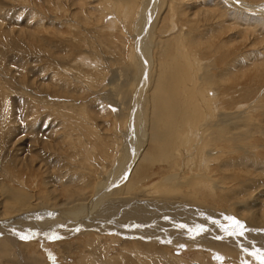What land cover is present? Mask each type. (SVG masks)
<instances>
[{"label": "rangeland", "instance_id": "rangeland-1", "mask_svg": "<svg viewBox=\"0 0 264 264\" xmlns=\"http://www.w3.org/2000/svg\"><path fill=\"white\" fill-rule=\"evenodd\" d=\"M238 1L0 0V221L12 234L0 237V264H261L264 235L256 254L227 247L247 239L233 218L245 230L264 224V0ZM151 94L165 103L160 124ZM206 120L200 140L177 141L179 128L198 133ZM153 139L164 163L134 181L129 148ZM119 172L128 179L115 186ZM194 175L205 185L187 182ZM106 199L137 200L126 211L139 215L149 203L187 214L182 225L155 207L136 215L141 225L105 215L95 227ZM79 211L91 227L76 223ZM33 214L38 226L64 224L13 221ZM176 226L194 243L152 231Z\"/></svg>", "mask_w": 264, "mask_h": 264}, {"label": "bare ground", "instance_id": "bare-ground-1", "mask_svg": "<svg viewBox=\"0 0 264 264\" xmlns=\"http://www.w3.org/2000/svg\"><path fill=\"white\" fill-rule=\"evenodd\" d=\"M234 1H236V2H238L239 3V1L238 0H234ZM241 3V2H240ZM242 5V4H241ZM203 15V14H202ZM80 40V38L78 39V41ZM80 42V41H79ZM90 45V44H89ZM82 46V45H81ZM87 69V68H86ZM154 75H155V73H154ZM165 76V75H164ZM155 77V76H154ZM156 81V80H155ZM161 81V80H160ZM164 81H165V79H164ZM171 82V81H170ZM215 82H218V81H216L215 80ZM164 83V82H163ZM160 84V83H159ZM214 84V83H213ZM218 84V83H217ZM159 86V85H158ZM204 86V85H203ZM206 86V85H205ZM159 88V87H158ZM157 88V89H158ZM60 91V90H59ZM156 91V90H155ZM168 91V90H167ZM151 97H149V101H151L150 102V104H151V107H149L150 109H149V112H147V113H149V115H150V123H152V124H155V121L156 120H158V122L160 121H163L164 120V112L163 111H165L164 110V104L165 103H162L161 101H159V99H161V98H159V97H157V96H155V95H150ZM203 96V95H202ZM204 97V96H203ZM166 98V97H165ZM204 98H206V97H204ZM204 98H203V100H204ZM207 100V99H206ZM205 100V101H206ZM140 101V100H139ZM163 102H165V101H163ZM169 103V102H168ZM208 103V102H207ZM214 104V103H213ZM172 105V104H171ZM173 106V105H172ZM171 106V107H172ZM203 106V105H202ZM208 106V105H207ZM175 107V106H174ZM174 109V108H173ZM203 109H204V107H203ZM167 110H169V109H167ZM180 113H181V111H180ZM177 115H178V113H177ZM180 115V114H179ZM179 115L177 116V117H179ZM174 116V115H173ZM138 118H139V115L136 117V119L135 118H133L132 120L133 121H135V122H133L132 123V127H131V134L132 133H134V131L136 132V127H135V123L138 121ZM168 118H170V117H168ZM174 118V117H173ZM173 121H176V120H173ZM173 121L170 123V125H166V126H168L170 129H172L173 127H174V124H173ZM215 121V120H214ZM158 122H157V124H158ZM160 122H159V124H160ZM166 123V122H165ZM209 121L208 120H206V122H205V124L203 123V125L201 124L200 126H199V132L197 133V131L195 132H189V134L187 133V134H185V136H184V131H181V128H179V130H180V132L177 134L178 136V138H177V141L179 140V141H182L183 142V140L186 142L187 141V138H189L191 135L193 136H195L196 137V135H198L199 133H201V132H203V134L204 133H207L206 131L207 130H210V129H208V127L207 126H209ZM211 124V123H210ZM139 125V124H138ZM138 125H136V126H138ZM141 125V124H140ZM154 126V125H153ZM211 126V125H210ZM142 127V126H141ZM177 127V126H176ZM138 128V127H137ZM174 129V128H173ZM177 129V128H176ZM146 130V129H145ZM159 130H161V129H159ZM164 130V129H163ZM191 131V130H190ZM146 132V131H145ZM174 132V131H173ZM173 132H172V134H173ZM178 132V131H177ZM210 132V131H209ZM130 133V132H129ZM137 133V132H136ZM158 134H159V131L157 132ZM130 134V135H131ZM143 135H142V138L143 139H145V134L144 133H142ZM200 135V134H199ZM198 135V138H199V140H200V136ZM207 135V134H206ZM172 136V135H171ZM201 136H202V134H201ZM184 137H187V138H184ZM210 137V136H209ZM133 138V137H132ZM155 138H157V136L155 137ZM166 138V137H165ZM169 138V137H168ZM168 138H167V140H168ZM190 139H191V137H190ZM204 139V138H203ZM106 140H107V138H106ZM152 140V139H151ZM154 140V139H153ZM162 140H164V139H162ZM132 141V140H131ZM155 141V140H154ZM176 141V140H175ZM192 141V140H191ZM71 142H73V141H71ZM146 142V141H145ZM203 142V141H202ZM212 142V141H211ZM184 143V142H183ZM137 144V143H136ZM149 144V143H148ZM162 144V143H161ZM179 144H181V143H179ZM178 144V145H179ZM187 144V143H186ZM166 145V144H165ZM171 145V144H170ZM177 145V146H178ZM182 145V144H181ZM184 145V144H183ZM131 146V145H130ZM136 146V145H135ZM180 146V145H179ZM185 146V145H184ZM206 147V146H205ZM179 148V147H178ZM208 148V147H207ZM130 149V151H131V149H132V154L134 153V156H136V158L134 157V156H132V155H130V156H132L130 159H129V161H128V166H129V169L131 170H133L134 169V181H137V180H139L140 178H142L143 176H146L147 175V170H149V169H151L152 167H154V164H162V163H164V161H162V160H159V154H160V152L159 151H161L162 150V147H161V145L157 142V141H155V142H153L152 144H150V145H146L145 143H142L141 144V146H140V148H138L137 150H134L135 149V147L133 148L132 146H131V148H129ZM183 149V148H182ZM181 149V150H182ZM178 150V149H177ZM129 151V150H128ZM178 152V151H177ZM208 156V155H207ZM141 157V158H140ZM139 158H140V160H139ZM211 158V157H210ZM208 159H209V156H208ZM139 160V162L137 163V165L135 164L137 161ZM210 160V159H209ZM211 161H212V159H211ZM133 165H136V166H134L133 167ZM80 166V165H79ZM160 166H162V165H160ZM133 167V168H132ZM206 167V166H205ZM73 168V167H72ZM123 168V167H122ZM164 168V167H163ZM125 169H127V168H125ZM162 170V169H161ZM165 170V169H164ZM208 170H210V169H208ZM75 171V170H74ZM81 171V170H80ZM163 171V170H162ZM130 172V171H129ZM149 173V172H148ZM119 174V176H117V179H116V182L114 183V185L116 186V185H119V183L121 182V185L125 182V180L126 179H128V176L127 175H125V173L123 172L122 174H120V172L119 173H117V175ZM74 175H75V173H74ZM171 175V174H170ZM110 176L111 177H109L108 179H107V181L104 183V184H101L100 186H99V188H98V190H99V193H101L102 192V190H103V194H101V199H103L104 198V196H106L107 195V192L109 191H111L110 190V188H113L114 186L112 185V180L111 179H115V176H116V174H115V176H114V174H110ZM110 179V180H109ZM176 179H177V177H176ZM185 179V178H184ZM209 179V178H208ZM204 180H207V178L205 177V176H201V177H199V176H197V175H194L193 177L191 176L190 178H189V180L187 181V182H189V181H191V182H189V183H191L192 185H194V184H196V183H198V184H200V185H205V181ZM115 181V180H114ZM131 181H133V179L131 180ZM213 181V180H212ZM108 182H109V184H108ZM186 182V183H187ZM211 182V181H210ZM103 183V182H102ZM170 183H172V182H170ZM106 184V185H105ZM149 184V183H148ZM185 184V183H184ZM213 184V183H212ZM111 185V186H110ZM177 185V184H176ZM167 187V186H166ZM172 187V186H171ZM170 187V188H171ZM176 187V186H175ZM169 188V186L167 187V188H165V189H168ZM105 189H109V190H105ZM147 189V188H146ZM150 189V188H149ZM212 189H215V188H212ZM192 190V189H191ZM169 191V190H168ZM167 191V192H168ZM151 192V191H150ZM178 192V191H177ZM147 193V192H146ZM124 194V193H123ZM111 195V194H110ZM196 198V197H195ZM98 199V198H97ZM96 199V200H97ZM112 200V199H111ZM111 200H109V199H106V200H101L102 201V203L101 202H98L96 205H93L92 206V209H94L93 211H95L96 213L99 211V209H101V204H102V209L100 210V211H102V214L99 216L98 215V213H97V216L96 217H93V216H90L89 218H91L93 221L91 222V225L92 224H94V226L96 227V223L95 222H97V221H100L99 220V218L101 219V218H105V217H103V216H105V215H108V217L111 215L113 218H114V221H115V223L114 224H118V225H120V227H124V228H127L128 226H130V225H132V223H138V224H140L141 225V221L142 220H144V219H146L147 220V218L145 217V218H143V219H141V218H138V216H142L143 214H144V212H145V214L143 215V216H145V215H149V214H152L151 212H148V211H151V209L150 208H155L156 206H158V205H154L153 203L151 204V203H149L148 204V208L147 207H144V211L141 209V211H142V215H139V214H141V212L140 211H135L134 213L132 212V211H130V212H127L126 211V208L128 209L129 207H133V206H137V203H135L134 201H137V200H132L131 199V201L130 202H128V201H126L125 203L126 204H124V199L123 200H119V201H111ZM172 200H174V199H172ZM195 200V199H194ZM208 201V200H207ZM97 202V201H96ZM149 202V201H148ZM169 202V201H168ZM180 202V201H179ZM178 202V203H179ZM127 203H128V205H127ZM173 203V202H172ZM196 203V202H195ZM246 203V202H245ZM169 204H171V203H169ZM169 204H168V206H169ZM184 205V204H183ZM188 205V204H187ZM167 206V207H168ZM173 206V205H172ZM185 206V205H184ZM246 206V205H245ZM186 207V206H185ZM166 207L165 206H162V205H160L159 207H156L155 209H159V210H162V209H165ZM169 208L171 209V207L169 206ZM154 209V210H155ZM167 209V208H166ZM209 209V208H208ZM219 209H221V208H219ZM88 210V209H87ZM134 210V209H133ZM139 210V209H138ZM147 210V211H146ZM168 210V209H167ZM199 210V209H198ZM179 211V212H178ZM181 211H183V212H181ZM190 211V210H189ZM207 211V210H206ZM45 212V211H44ZM80 213V216H82V217H80L79 215L77 216V220H76V223L77 224H81V225H79L81 228H85V227H91L90 225H88V221H84V219H83V217H85V213H83V212H81V211H79ZM88 212V211H87ZM90 212V211H89ZM94 212V213H95ZM113 212L115 213V214H118L119 215V213H120V216H118V217H116V216H113L112 214H113ZM184 212H185V210L184 209H182L181 207H176L175 209H172V212L170 213V211L168 210V211H165V213H164V215H165V217H170V215H173V216H175V218L176 219H178V223L180 224V223H182V225L184 224V220H183V214H184ZM196 212V211H195ZM202 212H204V211H202ZM93 213V214H94ZM154 213H156V212H154ZM153 213V214H154ZM186 213V212H185ZM190 213V212H189ZM211 213V212H210ZM78 214V213H77ZM162 214V213H161ZM160 214V215H161ZM187 214V213H186ZM204 214H206V213H204ZM229 214V213H228ZM92 215V214H91ZM136 215H138V216H136ZM159 215V216H160ZM193 215V214H192ZM219 215V214H218ZM29 215H27V216H25V218H26V220H23L24 219V217H20V218H18V219H15V220H13L14 221V223H16V225H18V227H21V228H23V225H25V224H27L30 228H32V229H34L35 230V228H37L38 230L40 229L39 227H43V228H45L47 225H48V227H51V223H52V225L53 226H57V227H60V226H62L64 223H55V221L54 222H47V223H43L44 221L43 220H45V219H42V220H39V222L40 223H42L44 226H42V225H37V221L36 222H34V220H35V214H33V215H31L32 217H28ZM58 216V215H57ZM95 216V215H94ZM208 216V215H207ZM207 216H206V218H207ZM220 216H222V215H220ZM236 216H238V215H236ZM75 217V216H74ZM88 217V216H87ZM93 217V218H92ZM161 217V216H160ZM192 217V216H191ZM209 217V216H208ZM227 217H228V215H227ZM239 217V216H238ZM54 218H55V216H54ZM58 218V217H57ZM88 218V219H89ZM195 218V217H194ZM48 219V218H47ZM50 219H53V218H49L48 220H50ZM70 219H71V217H70ZM163 219V218H162ZM161 219V220H162ZM231 219V218H230ZM65 221V219H61L60 221L61 222H64ZM69 220V219H68ZM95 220V221H94ZM154 220V219H153ZM152 220V221H153ZM188 220V219H187ZM244 220H246V219H244ZM53 221V220H52ZM57 221H59V220H57ZM71 222H72V219L70 220ZM83 223H82V222ZM121 223H120V222ZM159 221V220H158ZM190 221V220H189ZM188 221V222H189ZM38 222V223H39ZM67 222V221H66ZM107 222V221H106ZM155 222V221H154ZM244 222V221H243ZM39 223V224H40ZM75 223V222H74ZM100 223H101V221H100ZM104 223V222H103ZM176 224V225H178L179 226V224ZM248 223L250 224V225H252V224H254L253 222H251V221H248ZM7 224L8 223H6V222H1L0 221V237H2V236H4L5 234V237L7 236L8 238L12 235L11 233H4L3 231V227L4 226H7ZM159 224V223H158ZM169 224V223H168ZM243 224V223H242ZM245 224V226H246V224L247 223H244ZM249 224H248V226H246V230H245V228L243 229V232H244V237L245 238H247V239H245L244 241H242V243L244 244H242L243 245V247H239V248H233L232 246L234 245H230V244H228V250H230V248H231V250H234L235 249V251H237V250H243V251H245V253H249V254H256V247H258V244H262L263 242V240L261 241V239H257V237H260V236H263L264 235V232L263 231H261V229H263L264 230V228H263V226H264V224H262V227H256V228H247V227H250L249 226ZM46 225V226H45ZM108 225V226H107ZM160 225H162V223L160 224ZM175 225V224H174ZM14 226H15V224H14ZM99 226V225H98ZM97 226V227H98ZM102 226V225H101ZM100 226V227H101ZM103 226H105V229L107 228V227H110L111 225H109V224H103ZM169 226V225H168ZM178 226H176L177 228H169V227H164V228H157V230H158V232L156 233V230H152L153 232H154V234H158V236H165V238L166 237H168V236H170V234H172L171 232L173 231V230H177L176 231V234L177 233H180V235L178 236V237H180V238H184V240H185V238L186 239H188L189 241H191V244H193L194 242H192L193 240H195V238H194V236L191 234V235H188V234H186L185 232H186V230L185 229H182L183 231H180L179 229H178ZM252 226H254V225H252ZM119 227V226H118ZM154 227V226H153ZM163 227V226H162ZM133 228V227H132ZM116 229H117V225H116ZM128 229H130L131 230V228L129 227ZM163 229H166L167 231L166 232H163ZM196 229V228H195ZM262 232V234H260L261 232H258L259 230ZM21 230V229H20ZM101 230V229H100ZM126 230V229H125ZM193 230V229H192ZM252 230V231H251ZM103 231V230H102ZM133 231V230H132ZM139 231V230H138ZM233 231V230H232ZM80 232V231H79ZM134 232V231H133ZM14 233H18L16 230L14 231ZM152 233V232H151ZM29 235H31L30 237H26L25 236V233L23 232V231H21V232H19V234L17 235V236H19L20 238H21V240H27V239H35V238H38L39 237V235L37 234V232H34L33 233V235H32V233H28ZM51 234V233H50ZM56 234H58V233H56ZM130 234V233H129ZM150 234V233H149ZM175 234V235H176ZM153 235V234H152ZM247 235H251L252 237H255V238H253L254 239V241L252 240V239H250V238H248V236ZM14 236V235H13ZM6 237V238H7ZM22 237H26V239L25 238H22ZM204 237V236H203ZM5 238V239H6ZM12 238V237H11ZM171 238V237H170ZM174 238V237H173ZM264 238V237H263ZM224 239H226V238H224ZM240 239V238H239ZM242 239H244V238H242ZM9 240H10V238H9ZM175 240V239H174ZM181 240V239H180ZM220 241V240H219ZM180 242H182V240L180 241ZM222 242V241H221ZM14 245H17V242H12ZM19 243V242H18ZM233 243H235V242H233ZM184 244V243H183ZM203 244V243H202ZM206 244V243H205ZM204 244V245H205ZM215 244V243H214ZM221 244V243H220ZM223 244V243H222ZM227 244V243H226ZM231 244H232V242H231ZM136 245H138V244H136ZM171 245H172V243H171ZM212 245V244H211ZM240 245V244H239ZM142 245H139V247H141ZM209 246H210V244H209ZM213 246V245H212ZM216 246V245H215ZM162 247V246H161ZM238 247V246H237ZM143 249V248H142ZM141 249V250H142ZM135 250H136V248H135ZM155 250V249H154ZM255 257H256V255H254ZM229 258V257H228ZM259 258V257H258ZM89 259V258H88ZM37 260V259H36ZM33 264V263H32Z\"/></svg>", "mask_w": 264, "mask_h": 264}, {"label": "snow or ice", "instance_id": "snow-or-ice-1", "mask_svg": "<svg viewBox=\"0 0 264 264\" xmlns=\"http://www.w3.org/2000/svg\"><path fill=\"white\" fill-rule=\"evenodd\" d=\"M233 225H234V228L238 231L239 235L243 236L244 235V232H243V228H244V225L238 221V220H235L233 218ZM22 238H25L26 237H22ZM261 259V264H264V257H260Z\"/></svg>", "mask_w": 264, "mask_h": 264}, {"label": "water", "instance_id": "water-1", "mask_svg": "<svg viewBox=\"0 0 264 264\" xmlns=\"http://www.w3.org/2000/svg\"><path fill=\"white\" fill-rule=\"evenodd\" d=\"M47 235H49V237L52 238V239H58L59 238V236H57L56 234L48 233Z\"/></svg>", "mask_w": 264, "mask_h": 264}]
</instances>
